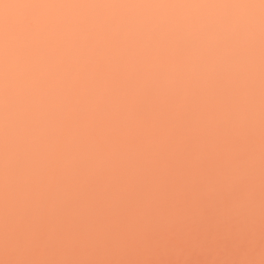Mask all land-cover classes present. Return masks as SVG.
I'll return each instance as SVG.
<instances>
[{
	"label": "clouds",
	"instance_id": "obj_1",
	"mask_svg": "<svg viewBox=\"0 0 264 264\" xmlns=\"http://www.w3.org/2000/svg\"><path fill=\"white\" fill-rule=\"evenodd\" d=\"M0 264H264V0H0Z\"/></svg>",
	"mask_w": 264,
	"mask_h": 264
}]
</instances>
